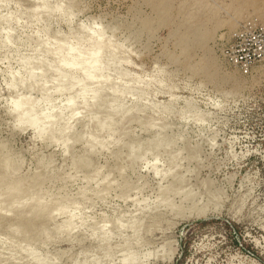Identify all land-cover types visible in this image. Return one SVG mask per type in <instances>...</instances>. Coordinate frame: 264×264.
<instances>
[{"label":"rangeland","instance_id":"374dc122","mask_svg":"<svg viewBox=\"0 0 264 264\" xmlns=\"http://www.w3.org/2000/svg\"><path fill=\"white\" fill-rule=\"evenodd\" d=\"M253 22L264 0H0V264H122L127 241L124 264H264V57L225 59Z\"/></svg>","mask_w":264,"mask_h":264},{"label":"bare ground","instance_id":"6f19581e","mask_svg":"<svg viewBox=\"0 0 264 264\" xmlns=\"http://www.w3.org/2000/svg\"><path fill=\"white\" fill-rule=\"evenodd\" d=\"M35 7L37 8V9H40V10H38V11H43V10H45L46 9V3L43 1V2H36V4H35ZM35 9V8H34ZM36 9V10H37ZM8 40V38L6 37V38H4L3 39V41L4 42H6ZM93 57L94 56H91L89 59H93ZM87 60V59H86ZM36 62H32V63H29V64H22L23 66L24 65H26V67H28V70L31 72L35 67H36ZM28 65V66H27ZM43 74L40 72L39 74H37V79H35V81H39L40 79H41V76H42ZM33 78H35V75H33ZM44 79V78H43ZM42 79V80H43ZM17 81H18V78H17V75H12L11 76V78L7 81V86L8 87H14L16 84H17ZM33 80H30V78H28V79H26L25 80V82L22 84L23 85V87H31L32 85H33V82H32ZM35 84H36V82H35ZM38 84H36V86H37ZM35 86V85H34ZM35 86V87H36ZM44 86V85H43ZM40 87V86H39ZM39 89V88H38ZM41 90V89H40ZM22 94H24V93H22ZM28 95V94H27ZM68 102H70V104L72 103V100L71 99H68ZM13 105L16 107V109H18L19 111H20V113H21V120H22V123L25 125V126H27V127H29V128H31V129H33V131H34V133H44V132H46L47 130H48V127H46V126H44V124L46 123V122H49L51 119V117L52 116H56V120L54 119V121L53 122H56V125H57V127L56 128H54L53 130H55V131H58L60 134H62V131L64 130V127H65V124H63V125H61L60 124V122H59V120H61L60 118L61 117H63V110H62V108H59V110H57V111H55V112H51L50 111V109H47L46 110V108L44 109V110H42L41 108H40V106H39V102H38V100H31V98H29L28 96L26 97L25 95H19L18 96V98H16V100H14L13 101ZM68 105V104H67ZM72 106L73 105H75L74 103L73 104H71ZM94 105V104H93ZM94 106H96V105H94ZM67 107V106H66ZM48 108V107H47ZM68 110H69V108H68ZM70 112V111H69ZM96 116V115H95ZM94 117V116H93ZM105 119H103V118H100V121L99 122H97L98 123V128H100V129H102V128H109L110 127V124H111V120H110V116L109 117H104ZM98 119V118H97ZM113 121V120H112ZM66 122V121H65ZM62 123V122H61ZM74 127V126H73ZM68 129V128H67ZM74 130V129H73ZM67 132H70V131H67ZM64 133V132H63ZM82 135V134H81ZM63 136V135H62ZM66 136V135H65ZM64 137V136H63ZM66 138V137H65ZM64 138V139H65ZM76 138V137H75ZM79 138V137H78ZM69 140V138H66V140ZM66 142V141H65ZM68 142V141H67ZM65 144V143H64ZM95 144V138H92L89 142H87V145H88V147H90V148H92L93 147V145ZM66 145V144H65ZM133 151V150H132ZM130 153V152H129ZM130 154H133V153H130ZM128 156H130V155H128ZM137 156V155H136ZM9 157V156H8ZM10 159V158H9ZM119 159V158H118ZM93 164V163H92ZM175 164V163H174ZM172 165V164H171ZM85 166H86V164H85ZM87 166H89V165H87ZM173 166H175V165H173ZM167 170H170V169H167ZM173 170V169H172ZM171 170V171H172ZM171 171H169V173L171 172ZM165 174H167V173H165ZM164 174V175H165ZM173 174V173H172ZM169 175V174H168ZM176 179H178V178H176ZM180 181V180H179ZM182 183V182H181ZM181 183L179 184V185H181ZM179 187L180 186H177V189H175V190H170V191H172L173 193H178L179 194ZM184 187V186H183ZM173 188H176V186L175 187H173ZM182 190H183V188H182ZM181 191V190H180ZM183 194L185 195V193L183 192ZM182 194V195H183ZM187 194V193H186ZM165 195V194H164ZM172 195H174V194H172ZM181 195V194H180ZM167 196V195H166ZM186 196V195H185ZM185 196H183V197H185ZM171 197V196H170ZM187 197H189V196H187ZM163 198V201H164V197H162ZM186 198V197H185ZM167 200V199H166ZM169 200H171V198H169ZM169 200H167V201H169ZM162 200H161V202H163ZM171 202V201H170ZM173 202V201H172ZM196 202V201H195ZM15 203H17V205H19L20 206V202L19 201H17V202H15ZM167 203H169V202H167ZM19 206H17V207H19ZM16 209V208H15ZM11 211H13V210H11ZM69 220H70V218H69ZM67 221V220H66ZM120 224V223H119ZM129 224H127L126 226H128ZM115 226V225H114ZM9 227H11V226H9ZM13 227V226H12ZM11 227V228H12ZM67 227V226H66ZM125 227V226H124ZM132 227H133V225H132ZM120 228V227H119ZM99 229V228H98ZM10 231H14V230H10ZM18 232V231H17ZM12 234H14V233H12ZM104 235V234H103ZM108 236L109 235H105V236H103V239L104 240H106V242H107V239H108ZM128 242V241H127ZM125 243V245L123 246V253L124 254H122V257H121V259H120V261H121V263L122 262H126V261H130V262H133L132 260H137V259H135L136 257H134V256H132V253L133 252H131V254L128 252V250H129V244L128 243ZM26 244V243H25ZM13 248V247H12ZM19 248H21L20 246H19ZM130 251V250H129ZM135 255V254H134ZM42 259V258H41ZM40 259V260H41ZM41 262V261H40ZM124 263H122V264H124Z\"/></svg>","mask_w":264,"mask_h":264},{"label":"built area","instance_id":"2783aa9c","mask_svg":"<svg viewBox=\"0 0 264 264\" xmlns=\"http://www.w3.org/2000/svg\"><path fill=\"white\" fill-rule=\"evenodd\" d=\"M263 57L264 25L256 22L236 31L225 52L226 61L242 72H248Z\"/></svg>","mask_w":264,"mask_h":264}]
</instances>
